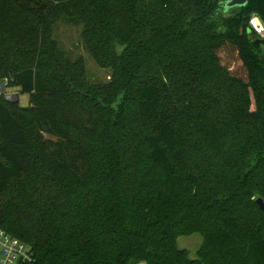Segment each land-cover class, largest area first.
<instances>
[{
  "label": "trees",
  "instance_id": "trees-1",
  "mask_svg": "<svg viewBox=\"0 0 264 264\" xmlns=\"http://www.w3.org/2000/svg\"><path fill=\"white\" fill-rule=\"evenodd\" d=\"M221 1L0 0V79L28 96L0 94L20 264H264V0ZM62 19L109 80L59 47Z\"/></svg>",
  "mask_w": 264,
  "mask_h": 264
},
{
  "label": "rangeland",
  "instance_id": "rangeland-1",
  "mask_svg": "<svg viewBox=\"0 0 264 264\" xmlns=\"http://www.w3.org/2000/svg\"><path fill=\"white\" fill-rule=\"evenodd\" d=\"M81 24H73L65 19L58 21L55 25L54 35L59 47L65 51L72 60L82 58L85 62L88 78L91 82H105L109 80L110 71L96 65L91 55L85 49L81 39ZM4 97H17L18 103L25 106L28 96L20 94L17 88L7 87L2 93ZM202 243V237L197 232L181 235L177 238V246L186 249L190 257L195 258L196 252Z\"/></svg>",
  "mask_w": 264,
  "mask_h": 264
},
{
  "label": "built area",
  "instance_id": "built-area-1",
  "mask_svg": "<svg viewBox=\"0 0 264 264\" xmlns=\"http://www.w3.org/2000/svg\"><path fill=\"white\" fill-rule=\"evenodd\" d=\"M262 21L261 18L253 15L249 19V25L255 32L263 36L264 24ZM0 86L3 87V91H0L2 94L7 88L6 78L0 79ZM32 257L33 252L28 244L10 236L0 228V264H20L31 261Z\"/></svg>",
  "mask_w": 264,
  "mask_h": 264
},
{
  "label": "water",
  "instance_id": "water-1",
  "mask_svg": "<svg viewBox=\"0 0 264 264\" xmlns=\"http://www.w3.org/2000/svg\"><path fill=\"white\" fill-rule=\"evenodd\" d=\"M247 0H223L220 2V7L223 12H228L231 9L238 8L241 6H244L246 4ZM264 24V20L262 21ZM264 56V53H263ZM0 91H3V87L0 86ZM6 100L14 101L17 102L18 98L17 97H10L6 96ZM256 204L258 207L264 212V201L261 198L256 199Z\"/></svg>",
  "mask_w": 264,
  "mask_h": 264
}]
</instances>
